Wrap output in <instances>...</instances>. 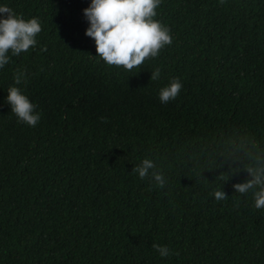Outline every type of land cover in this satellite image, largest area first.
I'll return each instance as SVG.
<instances>
[{
	"label": "trees",
	"instance_id": "1",
	"mask_svg": "<svg viewBox=\"0 0 264 264\" xmlns=\"http://www.w3.org/2000/svg\"><path fill=\"white\" fill-rule=\"evenodd\" d=\"M90 2L0 0L42 27L0 68V264H264V208L233 188L264 168V0H161L172 43L131 72L97 56ZM144 159L164 187L132 171Z\"/></svg>",
	"mask_w": 264,
	"mask_h": 264
},
{
	"label": "clouds",
	"instance_id": "2",
	"mask_svg": "<svg viewBox=\"0 0 264 264\" xmlns=\"http://www.w3.org/2000/svg\"><path fill=\"white\" fill-rule=\"evenodd\" d=\"M160 3L161 0H91L90 5L83 10L89 22L85 35L94 40L97 56L108 66L123 67L128 72L140 68L146 60L157 57L165 46L172 43L169 28L154 19ZM5 15L6 18H3ZM41 31L37 18L25 20L15 15L9 7L0 6V68L9 63V52L18 56L34 47ZM14 78L15 84L19 85L25 79V74L18 71ZM159 78L160 69L156 68L151 74V81ZM182 87L178 78L173 79L160 90V102L167 104L175 100ZM7 93L6 102L18 121L35 127L41 118L35 112L36 105L18 87H10ZM155 168L152 160L144 159L132 171L138 173L141 179L151 174L152 179L164 187L163 175L158 171L150 173ZM246 171L250 179L234 184L233 188L240 194L253 191L255 207L264 208V168H248ZM214 196L217 201L228 197L223 190L215 191ZM152 247L161 257L170 255L166 246L153 244Z\"/></svg>",
	"mask_w": 264,
	"mask_h": 264
}]
</instances>
